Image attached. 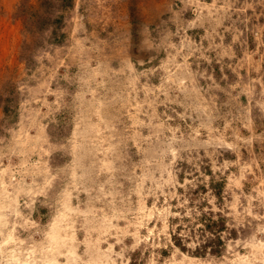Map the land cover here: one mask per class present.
I'll return each mask as SVG.
<instances>
[{
  "label": "rangeland",
  "instance_id": "obj_1",
  "mask_svg": "<svg viewBox=\"0 0 264 264\" xmlns=\"http://www.w3.org/2000/svg\"><path fill=\"white\" fill-rule=\"evenodd\" d=\"M105 8L0 0V264H264V72L210 82L219 44L264 69V0H169L121 59Z\"/></svg>",
  "mask_w": 264,
  "mask_h": 264
},
{
  "label": "crops",
  "instance_id": "obj_2",
  "mask_svg": "<svg viewBox=\"0 0 264 264\" xmlns=\"http://www.w3.org/2000/svg\"><path fill=\"white\" fill-rule=\"evenodd\" d=\"M98 5L104 7L106 5L107 9L105 8L100 13L96 27L97 32L94 33L114 36L117 42L116 55L119 56L118 59L129 58L128 51L144 49L143 44L146 45V48H153L159 23H161V32L169 34L171 14L178 18L179 24L184 22L182 18L185 17L182 11L171 12L169 10V0H87L89 11L90 7H98ZM93 28V25L82 27L85 31ZM193 33L199 36L202 31L195 30ZM166 43L170 44L169 40ZM217 56L219 60L210 71L211 90L216 91L215 96L219 98L224 94L227 98L222 102L224 105L229 96H234L235 91L238 93L237 91L241 89L244 91V95L245 92L249 93L246 96L251 101L252 94L256 96L259 90L260 77L258 73L264 72L263 68L260 70L259 67L257 68L259 63H256L255 57L248 56V59L243 61V54L238 52L235 55L234 50L228 44L218 45ZM242 93L240 99L244 96Z\"/></svg>",
  "mask_w": 264,
  "mask_h": 264
},
{
  "label": "trees",
  "instance_id": "obj_3",
  "mask_svg": "<svg viewBox=\"0 0 264 264\" xmlns=\"http://www.w3.org/2000/svg\"><path fill=\"white\" fill-rule=\"evenodd\" d=\"M225 226L224 225H220L219 222H214L212 221L211 223H205L204 224V228H202V236H207V234H211L212 236L209 237V239H206V243H204L203 245H199V249L198 252L199 254H205L208 250H210L212 253H219L220 252V247L221 245H223V241H222V237H221V233L223 232ZM180 231V229H178V232ZM178 235H180V233H178ZM174 239H175V245H177L178 247H180L182 250H185L184 247H182L183 245V240L180 237H177L176 234L174 235Z\"/></svg>",
  "mask_w": 264,
  "mask_h": 264
}]
</instances>
